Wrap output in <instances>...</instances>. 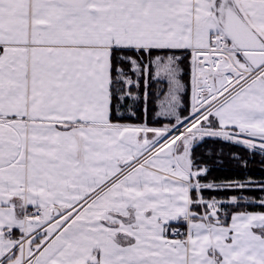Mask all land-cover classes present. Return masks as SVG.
<instances>
[{
	"label": "snow or ice",
	"instance_id": "6c2138e0",
	"mask_svg": "<svg viewBox=\"0 0 264 264\" xmlns=\"http://www.w3.org/2000/svg\"><path fill=\"white\" fill-rule=\"evenodd\" d=\"M0 264H264V0H0Z\"/></svg>",
	"mask_w": 264,
	"mask_h": 264
}]
</instances>
